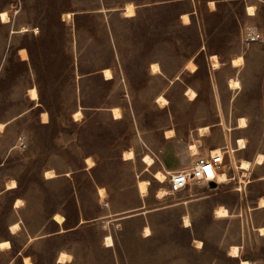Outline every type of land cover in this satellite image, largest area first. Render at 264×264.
<instances>
[{"label": "rangeland", "instance_id": "rangeland-1", "mask_svg": "<svg viewBox=\"0 0 264 264\" xmlns=\"http://www.w3.org/2000/svg\"><path fill=\"white\" fill-rule=\"evenodd\" d=\"M208 1L0 0L9 16L0 20V240L10 242L0 264H25L23 256L32 264H264V207H257L264 159L256 162L264 155V0H212L214 9ZM129 2L133 16L124 14ZM250 31L260 38L246 39ZM213 148L223 152L217 173L228 180L170 191L171 175ZM241 160L247 169L238 168ZM46 169L55 175L45 177ZM158 170L168 172L165 181L154 177ZM12 180L18 187L6 189ZM139 180L148 181L144 195ZM161 189L168 194L159 197ZM219 207L229 215L216 216ZM60 251L69 258L57 263Z\"/></svg>", "mask_w": 264, "mask_h": 264}, {"label": "bare ground", "instance_id": "bare-ground-1", "mask_svg": "<svg viewBox=\"0 0 264 264\" xmlns=\"http://www.w3.org/2000/svg\"><path fill=\"white\" fill-rule=\"evenodd\" d=\"M208 4L211 6V9H214L215 8V3L214 1L210 0L208 1ZM123 10H124V14L126 16H133L135 14V6L134 4L132 3H126L125 6L123 7ZM246 10H247V13L249 14H253L254 13V6L252 5H247L246 7ZM62 16L63 18H70L71 16V13L70 12H63L62 13ZM182 21H183V24H189L190 23V17L188 15V13H182L180 15ZM0 20L1 22H8L9 21V16H8V12L6 10H1L0 11ZM19 55L21 57L22 60H26L28 58V54H27V51L24 49V48H20L19 49ZM211 62H212V66L213 67H217L218 64H219V61H218V58H217V55L216 54H212L209 56ZM241 57H237V58H233L231 60V62L233 64H237L238 62L241 61ZM238 65V64H237ZM150 67H151V70L152 72H158L159 71V65L158 63L156 62H153L150 64ZM187 69H189L191 72H194L197 68L196 64L192 61V60H189L187 63H186V66H185ZM104 75V78L105 79H111L112 78V73H111V70L109 68H103L102 71H101ZM239 83L238 81L236 80H233L231 79L229 81V87L231 89H236L238 87ZM29 94H30V98L32 100H37L38 98V94H37V90L36 88L32 87L29 89ZM190 99H194L195 96H196V92L192 89V88H188L186 90V93ZM158 102L160 103V105L162 107H165V105L167 104V100L165 97L163 96H159L158 97ZM110 111L113 115L114 118H118L120 117V110L118 107H111L110 108ZM78 115V112L75 113V116ZM48 114L46 112H42L41 113V120L42 122H48ZM6 123L4 122H0V128H2ZM245 126V122L242 118H239L238 120V124H237V127H244ZM200 132L201 133H205L208 131V127L207 126H203V127H200ZM174 135V130L173 129H169L165 132V137L167 138H170ZM238 148L237 149H240L242 148L244 145H243V140H239L238 141ZM189 150L191 151L192 154H196L197 153V147L195 144H190L189 145ZM235 151V148L233 147H230L228 152L230 154L233 155ZM210 154L214 155V154H218V155H221L223 156V152L221 151L220 148H213L210 150ZM131 155V152H125L124 153V157L123 158H127ZM264 155L260 154L257 156L256 158V162L257 163H261L262 160L264 159L263 158ZM143 160L145 161V163L147 164V166H150L153 164V160L152 158H150L148 155H145ZM85 161L87 162L88 166L87 167H90L92 165V161H91V158L89 156H87L85 158ZM249 167V162L246 161V160H241L240 163L238 164V168H241L242 170H245ZM168 173V172H166ZM166 173L165 172H162V171H155L154 172V177L163 182L165 181L166 179ZM44 175L45 177H52L55 175V172L54 170L52 169H46L44 171ZM228 180V177L226 175V173H217V176H216V181L218 183H224L225 181ZM147 184H148V181L146 180H139L138 181V189H139V192L144 195L146 192H147ZM17 185L16 181L15 180H12L8 186L6 187V189H10V188H15ZM98 191L100 194H104V189L102 187H98ZM168 194V191L164 190V189H161L159 192H158V195L159 197H163L164 195H167ZM104 198V197H103ZM21 202V199L20 198H16L15 199V202H14V207H18L19 206V203ZM257 207H264V199L262 197H260L259 199V202H258V205ZM215 214L216 216L218 217H226L229 215V212L226 208L224 207H219L217 209H215ZM53 219L57 222V223H62L64 221V217L62 215H60L59 213H54L53 214ZM83 221V220H82ZM187 221V220H186ZM187 225V224H186ZM9 226V231L11 233H15L18 228H19V223L18 222H13L11 224L8 225ZM146 229V228H145ZM63 231V230H62ZM259 232L261 234L264 233V228H259ZM105 242L106 244H112V238L108 235L105 237ZM10 247V242L6 239H3V240H0V248H9ZM231 254L232 256H237L238 255V251H237V248L236 247H233L231 248ZM230 253V252H229ZM67 258H69V254L66 253L65 251H60L57 255V258H56V262L57 263H62L64 262ZM24 262L25 264H32L30 261H29V257L28 256H24ZM240 264H250L249 261L247 260H241V263Z\"/></svg>", "mask_w": 264, "mask_h": 264}, {"label": "built area", "instance_id": "built-area-1", "mask_svg": "<svg viewBox=\"0 0 264 264\" xmlns=\"http://www.w3.org/2000/svg\"><path fill=\"white\" fill-rule=\"evenodd\" d=\"M260 38L255 31L247 32L246 39L254 41ZM222 162V156L210 154L208 157L198 158L189 168L177 170L169 180V188L172 192L184 189L193 181H216L217 169Z\"/></svg>", "mask_w": 264, "mask_h": 264}, {"label": "crops", "instance_id": "crops-1", "mask_svg": "<svg viewBox=\"0 0 264 264\" xmlns=\"http://www.w3.org/2000/svg\"><path fill=\"white\" fill-rule=\"evenodd\" d=\"M11 189H14V188H11ZM107 194V193H106ZM99 195V194H98ZM258 201H259V199H258ZM14 202H15V200L13 201V204H14ZM257 205H258V203H257ZM215 211V210H214ZM53 218V217H52ZM65 219V218H64ZM81 221V220H80ZM61 229H63V231L62 232H66V231H68V229H65V228H61ZM59 230L60 229H58L57 231H56V233L57 234H59V233H61V232H59ZM70 230V229H69ZM11 233V232H10ZM13 234V233H12ZM6 240H8V239H6ZM231 248V247H230ZM228 254H229V252H228ZM20 255V254H19ZM233 257V256H232ZM23 259H24V256L22 257ZM241 260H243V259H240L239 261H238V263L240 264L241 263Z\"/></svg>", "mask_w": 264, "mask_h": 264}, {"label": "water", "instance_id": "water-1", "mask_svg": "<svg viewBox=\"0 0 264 264\" xmlns=\"http://www.w3.org/2000/svg\"><path fill=\"white\" fill-rule=\"evenodd\" d=\"M207 185H208L209 187H211V188H214V187L217 186V183H216L215 181H208V182H207Z\"/></svg>", "mask_w": 264, "mask_h": 264}, {"label": "trees", "instance_id": "trees-1", "mask_svg": "<svg viewBox=\"0 0 264 264\" xmlns=\"http://www.w3.org/2000/svg\"><path fill=\"white\" fill-rule=\"evenodd\" d=\"M209 54L212 55V53H209ZM210 55H209V56H210ZM216 55H217V54H216ZM17 187H18V185H16L15 188H17ZM64 218H65V217H64ZM66 221H67V218H65L63 222L66 224ZM65 229H67V228H65ZM16 254H17V253H16Z\"/></svg>", "mask_w": 264, "mask_h": 264}]
</instances>
